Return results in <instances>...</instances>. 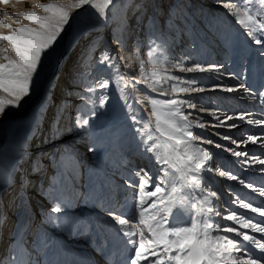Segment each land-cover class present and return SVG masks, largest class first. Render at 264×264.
Masks as SVG:
<instances>
[{
  "label": "snow or ice",
  "instance_id": "1",
  "mask_svg": "<svg viewBox=\"0 0 264 264\" xmlns=\"http://www.w3.org/2000/svg\"><path fill=\"white\" fill-rule=\"evenodd\" d=\"M218 3L228 9L229 14L236 18L252 44L260 46L259 54L264 57V0H256L255 4L253 0H218ZM84 5L95 8L100 18L105 20L108 19L106 10L109 9V6H116L115 0H76L75 3L70 0L68 5L54 2L41 4L38 7L43 9L46 15H38L35 11L22 14L32 23L37 24V28L21 26L16 28L12 34L0 35V42L8 41L15 53L14 58L9 57L6 55L7 49H0V52L5 53L3 56L5 63H0V92L5 94V96H0V115L4 114L8 108L21 107L20 101L31 95L34 91V76L38 78L44 61H47L52 52L55 51L59 38L65 31V25L71 27L69 8H81ZM143 7V5H139L138 9ZM157 15L154 12L148 18L153 28L156 27ZM76 19L78 16L73 18V23ZM136 22L137 24L142 23L143 15L138 16ZM120 29L121 33L129 30L126 17L122 19ZM113 41L117 44L122 43V35L114 33ZM95 43L93 41L87 45L84 52L81 53L80 66L82 68L87 60V55L94 52ZM147 58L153 67V71L145 73V60L140 59V75L143 77L142 82L145 83L146 89L155 92L157 96H171L172 93L204 90L195 86L197 77H190L185 80L173 76L169 74L168 67H176L181 72L189 73L218 71L215 66L204 68L198 62H194L192 67H184L183 60L179 64L170 65L166 59L162 60L161 55L151 48L147 53ZM97 62L109 67L112 66V58L108 55L107 50L101 53ZM158 64L166 66L157 69L156 65ZM110 79L112 86L116 88L120 99L124 102L128 119L137 132L138 147L145 154H152L154 164L158 165L156 172L141 168L133 173L137 179L133 180L131 185L133 187L131 214L126 205L111 203L107 209L113 225L118 226L115 230L125 238L124 244L128 250L126 259L120 264H142V262L145 264H264V219L254 223L253 220L256 219L254 216L247 215L245 212L238 214L236 210L230 211L227 215H222L221 211L217 210V205L213 204V198L217 197V193L207 191L202 187L203 174L213 171V160L206 150L194 146L193 141H199L202 134L194 133L192 128L203 129L205 124L198 116L189 120L192 113L189 112L185 115L182 111L184 107L195 109L196 105L190 102V98L176 99L173 97L161 100L146 95L142 101L137 97L136 103L147 102L151 106L152 116L155 117V126L146 134L144 128L149 127V125L135 129V125L141 123L143 117H137L136 110L129 102L130 93L126 91L127 85L120 86V81L125 78L120 76L118 79ZM76 80L84 82L80 89L82 94L77 97L84 104V110L77 114L75 126L87 129L90 127V120L96 117L97 111L103 109L108 103L110 83L109 79L91 77L90 73L86 75L83 71L74 73L72 83L75 84ZM169 81H173V83L169 85ZM140 82L136 81V83ZM166 85L168 86L166 87ZM239 87L250 98L264 101V91L256 90L259 91V95H257L251 86L245 82H241ZM74 90L75 87L73 90H66L65 96H71ZM233 90V88L227 89V91ZM98 91L100 92L99 96H97ZM67 103V100L62 101V104L57 106V110L53 113L52 137L61 131L60 121L64 112L63 105ZM215 118L220 126H224L226 120H246L249 124L264 126V117L249 119L245 112H241L236 117L226 116L221 119L220 116H216ZM238 126V124L233 123L228 127L236 128ZM221 139L229 140L231 145H236V147L232 148L215 143L210 139L204 142L214 144L216 148L230 152L235 157H244L242 162L246 165H264V159H261L260 156H249L247 151L238 150L240 142L237 139H233L227 134L222 135ZM258 139L255 135H249L242 142L246 146L247 142L256 144ZM261 144L264 145V140H261ZM63 155L75 163L73 151L67 150ZM32 170L33 172L39 171V164L35 161ZM260 170L264 171V168ZM6 172L7 169H0V199H2L4 189L11 186L4 178ZM219 175L230 180H237L240 184L245 183L243 179L232 175L231 170L219 171ZM23 184L24 178L22 177L21 185L23 186ZM149 187L151 190L146 192L145 189ZM246 187L264 197V187L255 188L251 184L246 185ZM146 197H154L155 199L147 203ZM89 202L90 197L85 200V204ZM146 203L147 206H145ZM233 203L238 204L242 209L250 210L251 213H257L260 217H264V203L253 207L252 203H246L239 197ZM71 206L70 201L59 197L57 202L53 203L51 212L48 214L49 222L62 231L78 228L81 232L87 233L89 230L87 220L81 218L74 221L68 215L66 209ZM149 209L152 211L150 212ZM184 216L188 217L187 221H178V217ZM216 217H219L220 220L232 221L233 224L231 226L222 225L219 220L215 219ZM8 219L6 214L0 213V227L6 226ZM133 221L135 223H130ZM139 225H143L144 228H139ZM28 227L26 222L18 223L15 226L16 234L20 235L22 232H26ZM145 229L148 236H145ZM243 229H250L253 234H249ZM221 232L234 233L235 235L229 237L220 235ZM255 233L261 235L258 237ZM37 243L42 248L48 247L46 237L38 235ZM97 250L105 255L109 254L103 243ZM7 260L8 264H39V260H26L19 252L8 257ZM0 264H5L4 258H0Z\"/></svg>",
  "mask_w": 264,
  "mask_h": 264
},
{
  "label": "bare ground",
  "instance_id": "2",
  "mask_svg": "<svg viewBox=\"0 0 264 264\" xmlns=\"http://www.w3.org/2000/svg\"><path fill=\"white\" fill-rule=\"evenodd\" d=\"M23 1L26 2L27 4H31L32 2H34V0H23ZM58 1L60 2L61 5L70 2V0H58ZM165 1L166 0H155V1L153 0L150 6L148 7L145 6V7L146 8L152 7V10H153L152 13L154 12L156 13V11H158L157 19H159L160 17H162L161 10L165 8L164 7ZM71 2L75 3L76 0H71ZM188 3H185L182 1L181 3L175 4V5L180 13V21L182 20L181 22L183 23V20H184L185 22L184 27L186 28L188 35L189 36L199 35L198 42H199V46L200 45L201 46L196 48V55L197 53H201L204 46L208 48L206 44L214 48L218 43H220L221 45H224L226 43V38L228 37L229 39L230 35H232V38L235 37L236 35L235 31L231 32L230 30H227L226 32L221 33L225 25L224 16L228 14L230 19L234 18L233 19L234 21H236V18L233 15L229 14L228 9L220 6V4L218 3V0L211 1V3L204 2L203 4L206 8L205 11H201L199 9V6H197V4L194 8L193 0H188ZM192 5L193 7L190 8ZM145 7L143 9H146ZM73 10H71L72 12L69 17V23L71 27L67 25L65 31L61 34V38H59V43H58V46H56L55 51L52 52L50 58L47 61H44V65H48V70H46L47 73L39 74L38 78L36 77L34 79V86H33L34 91H32L33 94L31 96H27L23 98V102L26 105L23 107V109H20L18 112L7 113L0 118V135H1L0 151L4 150L8 144V139L10 137L9 130L12 124L17 123V122H22L24 118H27V116L30 114L33 108L37 107L39 103L43 101L44 92L47 89L51 92L53 91V87H51V83L53 82L55 83L57 78L63 76V74L67 76L66 78L63 77V79L60 82V85H58V88H57L58 91L54 92L53 100L49 102V103L54 102V104H52L50 108L56 107V109L48 113L47 120L53 117V113L57 110V106H60L62 104V101L64 100L71 101L72 97L75 96L74 93H72L71 96H65L66 90H72V88H74V85L76 84H77V86H75L76 90L74 91H77L79 86H80L79 88H81L80 80H76L75 84L72 83L74 73H78L79 71L80 72L84 71V68L79 69L80 62L82 59L81 58L82 51H80V53H78L76 56H73L72 58H68L69 54L70 56H72L73 54L72 53L73 45L81 42L83 36L85 35L87 36V34H89L90 32H92V34L90 37L88 36L89 37L88 40L91 41L94 37L97 36V34L100 33V31H98L100 29H97L99 25L102 26L100 27L103 30L107 31V32L105 31L106 38H107V35L110 33L109 28L107 27V22H101L99 18L96 16L95 8H92L90 5H84L81 8H75ZM201 13L203 14V18L199 19V16ZM77 16H78V19H76L75 22L73 23V18ZM171 18L172 17H169V19ZM17 19H14V20H17ZM173 20L174 19H172V21ZM174 21L172 23H174ZM174 25L175 26L173 27L171 33L169 34L170 35L169 40L172 41L171 40L173 38L172 35H174L176 36V39H177L176 42L179 43L180 42L179 34H182V31L178 30V27H177L178 22H176ZM139 27L140 26L134 27V32ZM132 29H133V25L131 27V30ZM1 31H3V29L0 26V33ZM94 32H97V33H94ZM105 32H103V34H105ZM223 34H225V36ZM102 38L103 36L100 39H98V41L101 40ZM244 39H247V35L244 38L242 36L241 38L242 44H245L246 42V40ZM184 42H187V39H185ZM88 43L89 41L87 42V44ZM109 44L111 46V50L115 52L116 51L115 46L117 43H114L113 40H110ZM85 48L86 46L83 47V52ZM123 52H124V55H118L117 53V56L120 57V60L122 62L124 59L123 56H125L127 59H132V55L128 54L125 51ZM244 53L247 54L250 60L249 63L245 64V68H246L245 70H248L250 66L253 67V65H251V58L253 61H254V58H256L255 64L258 65L260 63L259 53H254L252 49H250L248 53L244 50ZM196 55L194 53V62L200 63V65L204 68L213 67V66L206 67V65L208 64L207 61L211 62L210 60L213 61V58L211 59V57H208L207 59H204L205 58L204 56L203 61H206V62L203 63L202 61L199 60V57H197ZM216 55L217 57L219 56L217 53ZM191 57H192V54L191 56H189V59L185 61L187 62L185 64V67L187 66L191 67L189 66V63H188L190 62V60H192ZM222 58L223 57L214 59L215 65H216L215 67L218 68V63L221 62V64L226 65L225 68L228 70L229 73H232L235 69L239 70L241 67L240 63L241 62L243 63V61L238 60L239 61L238 63L234 62L233 64L228 66L225 59H222ZM234 58H236V56ZM65 62L66 63L68 62V63L66 64ZM254 68H256V66H254ZM67 69H70L68 72V75L66 73ZM169 72H172L177 77H179L178 75L186 73L188 77L183 76V79L185 80H187L191 76H194L193 75L194 72L192 73L181 72L179 68L170 69ZM205 72H211V71H205ZM88 73L91 74V77L99 78L100 76L97 69L94 71L88 70V72H86L85 74L87 75ZM198 73H200V75L205 74L203 72H198ZM260 73H262L261 76H260ZM219 76L220 77H218V79L224 78L223 73L221 72ZM247 78H250L251 80L250 81L251 83H247V85L251 86V88H253L254 85H255L254 88L258 86L263 87L264 69L262 68L261 72L259 70L257 72L254 71V73L251 71L247 75ZM207 81L205 80V78L201 79V76H200V78L196 80L195 86L201 88V84L206 85ZM216 82L219 83V80H216ZM226 84L229 85L233 83L232 81H230ZM228 85H227V89L230 88V86ZM225 89H226V86H225ZM204 90H207L208 93H211V90H209L207 87ZM197 92L201 93V91H197ZM197 92H181V93L179 92L178 94L186 95V97L190 95V97L192 98V96L195 97V95L193 94H196ZM230 97L235 98V95H231ZM131 98H132V104L138 105L139 110H141V113H142V116H140L138 113L137 117L138 118L143 117L142 122L135 125V129H141L144 127V125H149V127L144 128V131L147 134V132L155 126V117L152 116V110L145 102L141 104H137L136 103L137 97L135 93L133 94V96H131ZM195 99L196 98H193V101L197 102V100ZM198 101L201 102V99ZM252 101L255 104L259 102L260 105H262L263 107L262 110H264V101H261L259 99H253ZM55 102L57 103L61 102V103L55 104ZM76 102H81V101L76 99ZM202 102L204 103L200 105V107L201 108L204 107L206 109L205 105L207 104V102L206 101H202ZM66 105H63L64 112H63V117L60 121L61 131L55 137H52L51 134H45L44 139H42L41 142L36 146L37 148L35 151L37 152V154L35 156L36 158L34 161L39 164V168L41 164H44V168L40 172V176L37 177L36 175L38 171L33 172L32 170L29 173L28 177L24 175H22L21 177L19 176L18 178L15 177L13 179V185L7 188V191L4 189V192L2 194L3 196H5V201L3 203L4 204L6 203V205L2 206L0 202L1 204L0 211L6 208L7 210L6 215L9 218L10 211H13V209L16 208V210H14L13 212V217L8 219L7 225L2 226V228L0 229V234H5L4 240L0 238V241H1L0 248L2 249V252L0 253V258L5 259V264H8L7 258L13 255H16L17 252H19L20 254H22L23 252H28L29 259L32 261L39 260V264H112L111 260L106 261L105 259L106 257H111V256L105 255L101 253V251L97 250L101 243H103L105 250L108 247L115 246L116 250L118 251L115 254L120 255V252H121L125 255V258L123 260H125L126 256L128 255V250L126 248V245L124 244L125 238L123 237L122 234L118 233L115 230V228L118 226L113 225L112 219L108 215L107 209L109 208L111 203L117 204L118 201L119 203H121L122 202L121 200H126V202H124L123 205L127 206L129 213L131 214L132 208H133V204H132L133 187L131 185H132V181L137 179L133 175V173L141 168L145 169L146 171L148 169H151L152 172H156L158 169V165L154 164V161L152 159V154H145L138 147L139 137L137 136V132L134 130L133 126L130 128V133L126 134L121 139V141H116V140L111 139L108 136V132L106 131V125L103 123V117L100 116L99 114H96V117L90 120L89 128L87 129L77 128L75 126L76 118L74 120H71L72 119L71 114L73 111L69 110V107H66ZM73 106H74L73 108H75V104ZM234 107H235L234 104H231V101H230L228 105L229 114H231L233 111L236 110L234 109ZM236 107L238 108V106ZM208 110L209 109H207L206 111L204 110L205 111L204 114H208L210 115V117H206L204 121L205 117L203 116L204 114L202 113L201 114L202 118H200L201 121L203 120L202 122H204L205 127L210 128V131H207L206 136L211 134L212 136H215L216 143L229 146V145H226V142H230L229 140L224 141L223 139H221V136L224 134L223 132H227L228 130L227 127L225 128L224 126H222L216 129L217 120L215 118V114L217 112L214 113L213 110H209V111ZM204 111H201V112H204ZM78 113H81V112L78 111ZM78 113H76L75 115L77 116ZM228 116H232V114ZM122 121L123 120H121V122ZM210 122H213V123L209 124ZM225 122H227V120ZM230 123H232V121ZM46 128L47 126L45 125L43 128H41V132L44 131ZM211 130H213L214 132H212ZM216 130H218V132L215 134ZM120 131H122V128L119 130V132ZM119 132H118V136L121 137V135H119ZM234 132H235L236 138L240 141L241 137L239 136L242 135V132H239L237 130H235ZM217 134H220V135H217ZM94 136H98L99 138L103 139L104 147L108 149L109 153H113L112 154L113 156L110 157L109 160L103 161L104 165L106 166V169L109 171V174L113 175L112 176L113 183H109V185H106V188L108 190L102 191V192H99L93 188L90 189L89 187L85 188L84 191L86 192V194H85L83 201L81 203H78L79 202L78 201L77 203H74V204L72 203V199H74V197L76 196L77 192L79 191V188L77 189L76 186H73V185H69V188H68V185H66V188L62 187L61 190H59V195L55 196V198L63 197L64 199L70 201L72 206L69 209H66V211L68 212V215H70V217L73 218L74 221L79 220L78 219L79 217L80 219L83 218L87 220L89 223V230L87 233L81 232L78 228H73L70 231H67V230L62 231L54 227L53 224L50 223L48 220V214L49 212H51V209L53 207V201L49 200V197H48L49 192L47 193V190L49 189V187L52 188V190H58L59 187H58L57 179L55 177L49 181H46V179L51 174H53V172H56V170L54 167L55 158L54 157H51V159L45 158V156H47L45 154L51 148H55L58 151L57 147L61 146L59 144L65 143L66 141L65 147L62 146L63 148H61V150H64V148H67L68 147L67 144L70 145V147L72 148V151L74 152V158L76 155L79 157L80 161L85 162V164H87L86 170L90 172V170L92 169L93 160H95L97 156L101 157L102 150H103L102 146L97 148V147H93L92 144L89 145V142L92 140ZM205 138L203 140H205ZM133 140H136V142H134ZM203 140L193 141V144L196 148L204 149L211 155V152L213 151L212 147H215L214 144L213 146L210 145L211 150H209L210 147L206 144V142H203ZM91 143L93 142L91 141ZM90 148L92 150H89ZM125 149L127 150L125 151ZM218 149L220 150V154H219L221 156V158L219 159L220 161L217 159L214 160L212 158L213 171L211 173L205 172L203 174L202 187H204L207 191H215L217 193V197L213 198V204L217 205V210L221 211L222 215H227L232 210H236L237 213L239 214L240 212H243V211H240L238 208V205L233 203V201L237 197L243 199L241 194L238 195L239 187L236 185L238 184L236 183L237 180H233L234 182L232 184L230 183L232 180L228 179L225 176L219 175V171L229 170L228 165L231 162V156H230L231 153L226 152L223 149L216 148V147L214 151ZM39 155H41L42 157H40ZM57 156H58V153H57ZM88 165H90V167H88ZM32 168H33V165H32ZM0 169H5V168H0ZM234 172L235 171L233 170V173L231 174L237 176V174H235ZM72 173H73V170H72ZM22 177L24 178L23 186L21 185ZM238 177L240 179H243L247 183V179H245V177L244 178L243 177L241 178L240 176ZM4 178L7 180L8 172L5 173ZM37 178L40 180V182L41 181L43 182V185L42 183H40L38 186L34 185L33 183L34 179H37ZM153 180H155V177H153ZM261 180L264 181V178H261ZM71 182H73V179H71ZM244 184H242L241 187H246V184L245 185ZM150 190H151L150 187L145 189L146 192ZM16 191H18L17 201L16 202L14 201V205L12 207H9V203H10L9 197H12L14 193H16ZM20 192L27 193L28 195L27 202L30 206H32L33 208L32 212L31 210L27 209L26 206L21 205L19 201ZM165 192H167V189H165ZM197 195H200V193H197ZM89 197H90V202L85 204V200L88 199ZM152 198L155 199L154 197ZM150 199L151 198L146 197L147 203H150ZM222 200H224L225 203L224 202L222 203ZM217 201H218V204H217ZM147 203L145 204V206H147ZM249 203H252L251 200L249 201ZM149 211L151 212L152 210L149 209ZM173 212H175V209H173ZM245 212L247 213V211ZM137 215H138V210H137ZM209 215L211 216L212 214H209ZM247 215L249 214L247 213ZM23 217H25L26 219L25 221H27V225L29 226L27 231L22 232L20 235H17L16 231L15 233L14 232L9 233V227L18 223L17 221ZM262 218L264 219V217ZM35 219L42 220L40 224L41 231L37 232L36 236H34L33 242L29 243V238L31 234L33 233L32 229L35 226ZM177 219L178 221L185 222L187 221L188 217L187 216L178 217ZM215 219L219 220L222 225L231 226L233 224L232 221L220 220L219 217H216ZM259 219L261 218H258L255 221H258ZM130 223H135V222L133 221ZM138 227L144 228L143 225H139ZM245 230L247 229H243V231ZM213 234L215 235V233ZM219 234L227 235L229 237L235 235L234 233H223V232ZM38 235L41 237L47 238V244H48L47 248H42V246L37 243ZM145 236H148L146 229H145ZM26 243H29L28 247L25 246ZM14 244H20L19 245L20 248L12 247ZM111 250H114V249L112 248ZM123 260H121L120 258V261L118 264H120V262H122ZM142 264H145V262H142Z\"/></svg>",
  "mask_w": 264,
  "mask_h": 264
},
{
  "label": "rangeland",
  "instance_id": "3",
  "mask_svg": "<svg viewBox=\"0 0 264 264\" xmlns=\"http://www.w3.org/2000/svg\"><path fill=\"white\" fill-rule=\"evenodd\" d=\"M152 1L153 0H115L116 6L115 7L109 6V9L106 10L107 15H108L107 20L100 18L97 10H95V14L99 18V20L101 22H107V27L109 28L110 33L107 35V38H106V32L107 31L103 30L101 28L102 26L99 25L97 27V29H100V30H98V31H100V33L97 34L96 37H94L91 41L88 40L89 37L91 36L92 32L87 34V36L86 35L83 36L81 42L73 45L72 56H70V54L68 55L69 56L68 58H72L73 56H76L78 53H80V51L83 52L84 46L89 45L93 41L96 42L94 52L88 54L87 60L84 62V67H83L84 71L83 72L86 73V72H88V70L94 71L97 69V71L99 72V75L101 77H103L105 79H109V83H110V87L108 89L109 101L103 109H99L97 111V114H99L100 116L103 117V123L106 125V131L108 132V136L111 139L116 140V141H121V139L126 134L130 133V128L133 126V124H131L132 122L128 119V114L124 108V102L120 99L119 93L116 90V88L112 86V80L110 78H117L118 79L120 76H123L125 78L124 80L120 81V86L123 87V86L127 85L126 91H128L130 93L128 99H129V102L131 104H132L131 96H133L134 93H135L136 97H138L142 101L144 100V97L146 95L154 96V97L161 99V100L169 99V98H173V97L176 99H189V97H190V95L186 97V95L178 94L179 92L178 93H172L171 96H168V95L157 96V94L155 92H152L151 90L146 89L145 83L142 82L143 77H141L140 69H139L140 59L145 60V65H144L145 73H150L151 71H153V67L148 62V58H147V53H148L150 48L153 49L155 52L159 53L161 55V59L162 60L166 59L168 64H170V65L171 64H179L181 62V60H183L184 61L183 66L184 67H185V64L187 63L185 61L187 59H189V56H191V54H192V57H191L192 60H190V62H188L189 66L192 67V66H194V53L196 55V48L201 46V45L199 46V42H198V36L199 35H197V36H189L188 35L187 30L184 27L185 22H184V20H183V23L181 22L182 20L180 21V13H179L178 9H176L175 3L172 4V2H173L172 0H166L164 2L165 8L163 10H161L162 11V17L157 19L156 27L153 28V25L149 22V19H148L149 16H151L153 14L152 13V11H153L152 7L146 8V7L150 6ZM211 1H214V0H209V1L198 0L199 4H201L202 6H200L198 4H197V6H199V9L201 11H205L206 8H205L203 3L204 2L205 3L206 2L211 3ZM253 1L255 4L256 0H253ZM53 2L60 4V2L58 0H38V2H37V0H34V2H32L31 4H27L23 0H7V2H5V0H0V26L3 29V31H1V33H0V35L12 34V32L16 28H19L21 26L37 28L38 27L37 24L32 23L29 19L23 17L22 14L26 13V12H30V11H35L38 15H46V13H44L43 9L38 7V5L48 4V3H53ZM181 2L182 1L178 2L177 4H179ZM68 4H69V2L65 3L63 5H68ZM139 5H143L144 7L146 6L145 7L146 9H143L144 7L141 9H138ZM195 6H194V8H195ZM192 7H193V5L190 8H192ZM73 9H75V8H69V17H70V14L72 12L71 10H73ZM157 12L158 11H156V13ZM170 12H172V15H171L172 18L171 19H169V17L167 16L168 14H170ZM5 13H7V15H5ZM178 14H179V16H178ZM141 15H143V22L137 24L136 18L138 16H141ZM12 16H13V18H12ZM14 16H16V17H14ZM125 17L127 18L129 30L121 33L120 25H121L122 19ZM200 18L201 19L203 18L202 13L199 16V19ZM14 19H17V20H14ZM172 19L175 20V21L173 20L174 23H172L173 22ZM224 19H225L224 20L225 25H224V28H223L221 33H224L227 30H230L231 32L235 31V33H236L235 37L232 38V35H230L229 39H228V37L226 38V43L224 45H221L220 43H218L214 48H212L211 46H208L206 44V46L208 48H206L204 46L201 53H197L196 56L199 57V60L202 61L203 63L206 62V61H203L204 59H207L208 57H211V59L213 58V61L210 60V58H209V60L211 62L207 61L208 64L206 65V67L216 66L214 59L215 58H221V57H223L222 59H225L228 66L233 64L234 62L238 63L239 62L238 60L243 61V63L242 62L240 63L241 67L239 70L235 69L232 73H229L228 70L225 68L226 65L221 64V62L218 63V71L213 70L211 72H203V73H205V74H202L204 76L200 75V73H198V72H194V74H193L194 76H191V77H197L199 79L201 76V79L205 78L206 81L208 79L206 85L201 84V88L205 89L207 87L209 90H211V93H208L207 90H203V91H201V93L197 92L196 94H193V95H195V97L194 96H192V98L190 97V102L195 104L196 108L195 109H190L187 107L182 108V111L185 113V115H187L189 112L192 113V115L189 116V120H192L193 117H196V116H198L199 118H202L201 114L202 113L204 114L207 109L213 110L214 113L217 112L215 114V117L220 116L221 119H224L226 116L231 115V114L233 117H236L239 114H241V112L247 113L249 119H261L262 117H264V112H263L264 110H262V108H263L262 105H260L259 102H258L259 104L258 103L255 104L252 101L253 99L250 98L249 95L247 93H245L242 88L239 87L241 82H245L246 84L251 83L250 78H247V75L251 71L254 73V71L257 72L259 70L261 72L262 68L264 69V57H262L259 54L260 63L258 65L255 64L256 58H254V61L251 58V65H253V67L250 66L248 70H245L246 69L245 64L249 63L250 60H249L247 54L244 53V50L248 53V51L250 49H252V51L254 53H259L260 46L252 44V42L250 41L248 36H247V39H244V40H246L245 44H242L241 38H242V36H243V38L246 36L245 31L242 28V26L240 24H238L237 20L234 21L233 20L234 18L230 19L228 14H226L224 16ZM176 22H178V26H177L178 30L182 31V34H179V39H180L179 41L181 42V44H180V42L179 43L176 42L177 39H176V36H174V35H172L173 36V38L171 39L172 41L169 40V37H170L169 34L171 33L173 27L175 26L174 24ZM9 25H10V27H9ZM132 25H133V29L131 30ZM136 26H140V27L134 32V27H136ZM66 27H67V25H65V29H66ZM200 29H201V27H200ZM103 32H105V34H103ZM94 33H97V32H94ZM114 33L122 35V43L116 44V46H115L116 51L115 52H113L111 50V46L109 44V41L113 40ZM225 34H223V35L225 36ZM100 36L101 37L103 36V38L98 41V39L101 38ZM185 39H187V42H184ZM88 41H89V43L87 44ZM162 42H163V45H162ZM174 43H175V45H174ZM186 48H187V50H186ZM0 49H7L6 55H8L9 57H13V58L15 57V53L12 50V46L8 41L0 42ZM105 50H107L108 55L112 58V66L111 67H109L107 65L99 64L97 62L99 60L101 53H103ZM216 50H217V52H216ZM123 51L132 55V59H127L125 56H123L124 59L122 62L120 60V57L117 56V53H118V55H124ZM112 52H113V54H112ZM216 53L219 55L218 57H217ZM4 55H5L4 52H0V63H5V60L3 59ZM204 56H205V58L203 59ZM235 56H236V58H234ZM222 62H223V60H222ZM164 66H166V65L158 64V65H156V68L160 69ZM254 66H256V68H254ZM80 68L82 69L81 66H79V69ZM173 68L177 69L176 67H168V72L170 71V69H173ZM46 70H48V65H44L42 70L39 71V74L47 73ZM69 70L70 69H67V72H66L67 75H68ZM44 71H46V72H44ZM220 72L223 73L224 78L218 79V77H220L219 76ZM169 74L175 76L172 72H169ZM261 75H262V73H260V76ZM178 76L182 77V78H183V76L188 77V75H186V73H183V74L178 75ZM63 77L66 78L67 76L63 74V76L56 79L55 83L54 82L51 83V87H53V91L51 92L47 89L43 94V101H41L37 107L33 108V110L30 112V114L27 116V118H24V120H22V122L13 123L10 130H9V136L10 137L8 139V144L4 150L0 151V168L7 169V172H8L7 182L11 186L13 185V179L15 177L18 178L19 176L21 177L22 175L28 177L29 173L32 171V165H33L32 163L34 162V160L36 158L35 157L37 154V152L35 151L37 148L36 146L41 142L42 139H44L45 134H51L52 118H49V120H47V118H48V113L54 111L56 109V107L50 108V106H52V104H54V102H52V103H49V102L51 100H53L54 92L58 91L57 90L58 85H60V82L63 79ZM35 78L36 77L34 76V79ZM216 80H219V83H217ZM136 81H141V82L136 83ZM230 81H232L233 84H229V85L226 84ZM83 83L84 82L80 80L81 88L83 87ZM171 83H173V81L168 82L169 85ZM223 83H225L226 85ZM227 85L230 86V88H233L234 90L228 92L227 91ZM75 86H77V84L74 85V87ZM167 86L168 85H166V87ZM225 86H226V89H225ZM79 87H78L77 91L73 92L75 94V96L72 97L71 101H68V103L66 105V107H69V110L73 111L71 114L72 117L76 113H78V111H80L82 113L84 110V104L82 102H76L77 97L82 94L80 91L81 88H79ZM254 87H255V85L253 86L252 89L254 92H256V94H259V91H264V85H263V87L262 86L256 87L257 89ZM73 89L74 88H72V90ZM256 90H259V91H256ZM158 91H159V89H158ZM32 94H33V92L31 93V95ZM99 95H100V92L98 91L97 96H99ZM231 95H235V98H231L230 97ZM0 96H5V94L3 92H0ZM193 98H196L195 100H197V102L193 101ZM200 99H201V102L198 101ZM202 101L207 102V104L205 105L206 109L204 107L203 108L200 107V105H202L204 103ZM228 101L229 102L231 101V104H234V106H235L234 109H236L231 114H229V112H228L229 111V109H228L229 102ZM57 102H55V104L61 103V102H59V103H57ZM145 103H147V102H145ZM20 104H21V107H19V108H8V109H6L5 113L0 115V118L7 113L18 112L20 109H23V107L26 105L23 102V99L20 101ZM74 104H75V108H73ZM236 106H238V108ZM132 107L135 108L136 115L139 113V115L142 116L141 110H139L138 105L132 104ZM149 107L151 108V106H149ZM201 109H203V111L204 110L205 111L201 112ZM203 116L205 117L204 121H205L206 117H210V115H208V114H204ZM125 119H126V121H125ZM121 120H123L122 121L123 123L121 122ZM231 121H232V123H230ZM211 123H213V122H210L209 124H211ZM233 123H236L239 126L236 128L228 127L229 125H231ZM45 125L47 126V128L41 132V128H43ZM216 125H217L216 129H218L219 127H222L219 125L218 121H216ZM224 127L225 128L227 127V129L228 130L230 129V130L229 131L227 130V132H223V133L230 135L233 139H237L235 132H234L235 130L242 132V135L239 136V137H241L240 141L237 139L240 142V148L238 150L247 151L249 156L256 155V156H260L261 159H264V145L261 144V140H264V126L256 125L254 123L249 124L246 122V120L245 121L227 120V122H225ZM121 128H122V131L119 132V130ZM192 131L194 133H201L202 134L200 141H202L206 137L205 140H203V142L210 139V140H214L216 143L215 136H212L211 134L206 136L207 131H210V128L204 127L203 129H201L199 127H193ZM211 131L214 132L213 130H211ZM118 132H119V135H121V137L118 136ZM217 132H218V130L215 131V134ZM249 135H255L259 139H258L256 144H252L251 142H247V145L245 146V144L242 141H245L247 136H249ZM91 141L93 143H91ZM91 141L89 142V145L92 144L93 147H97V148L102 146L103 150H102V156L101 157L97 156L96 159L93 160V165H92V169L90 170V172H88V170H86L87 164H85V162L80 161L78 156L75 155V158H74L75 163H73V161L69 160L68 158H66L63 155L67 150L72 151V148L68 144H67V146H68L67 148H64V150H61V148L65 147L66 141H65V143L59 144L61 146L57 147L58 151L55 148H51L50 150H48L46 152L45 155H47V156L44 155L45 158H48V159H51V157L55 158L54 167H55L56 172H53V174H51L46 179V181H49L55 177L57 179V182H58V187H59L58 190H52V188H50V187L47 190V193L49 192V195H48L49 200L53 201V203L57 202L58 198H55V196L59 195V190H61L62 187L66 188V185H68V188H69V185L76 186L77 189L79 188V191L77 192L76 196L74 197V199H72V203L74 204V203H77L78 201H79L78 203H81L83 201L85 194H86V192L84 191L85 188L89 187L90 189L93 188L99 192H102V191L108 190L106 188V185H109V183H113V177H112L113 175L109 174V171L106 169V166L104 165V162H103V161L109 160L110 157L113 156L112 155L113 153H109L108 149H106L104 147L103 139L99 138L98 136H94ZM133 141L136 142V140H133ZM224 141H226V140H224ZM0 142H1V135H0ZM206 144L209 147H210V145L213 146V144H208V143H206ZM226 145L232 146V148L236 147V145H231L230 142H226ZM212 148H213V151L211 152L212 158L214 160H216V159L219 160L221 158V156L219 155L220 150L218 149V150L214 151L215 147H212ZM132 149H134V148H132ZM126 150L127 149H125V151ZM209 150H211V147L209 148ZM134 152H136V151H134ZM57 153H58V156H57ZM217 155H218V157H217ZM39 156L42 157L41 155H39ZM230 156H231V162L229 163L228 166H231L233 168L232 170L230 169L232 171V173H233V170L235 171L238 168V170H236L234 173L237 174V176H240L241 178L245 177L247 179V183L245 182L246 185L251 184L255 188L263 187L262 182L264 184V181H260V180H261V178H264V171H261L260 169L264 168V165H259V164L246 165L242 162L245 159L244 157H235L231 154H230ZM56 158H58V159H56ZM61 161H62V163H61ZM88 167H90V165H88ZM43 168H44V164H41L39 171L36 174L37 177L40 176V172L42 171ZM72 170H73V173H72ZM71 179H73V182H71ZM38 180H39L38 178L34 179L33 183L35 186L39 185ZM249 181H250V183H248ZM255 182L257 184H255ZM237 185L239 187L238 195L241 194L243 197V200L245 202L250 201V199L253 200L255 197L256 200L262 198L263 200H260V204L264 203V197H261L257 192L252 191V189L248 188V187H241L242 184L241 185L237 184ZM9 187H7V188H9ZM7 188L5 189L6 191H7ZM17 192L18 191H16V193H14V195L12 197H9V201H10L9 207H12L14 205V201L15 202L17 201V198H18ZM250 192H252V195L247 200H245L246 196L249 195ZM251 197H253V198H251ZM151 200H153V198L150 199V202H151ZM4 201H5V196L2 195V199H0L2 206L6 205V203L5 204L3 203ZM121 201H122L121 203L117 202V205H123V203L126 202V200H121ZM219 203H220V201H219ZM217 204H218V201H217ZM2 206H1V208H2ZM253 207H254V205H253ZM238 208L240 211L245 210V209H242L239 205H238ZM14 210L15 209H13V211H10L9 218L13 217ZM29 210H31V212H32V210H33L32 206H30ZM0 213L7 214L6 208L2 209L0 211ZM247 213L250 214V216H255V213H251L250 210H247ZM258 218H261V217H258ZM78 219H80V218L78 217ZM261 219H263V218H261ZM255 220L253 221L254 223L256 222ZM41 221L42 220H40V219L39 220L35 219V226L33 225L34 226V228L32 229L33 233L31 234V236L29 238V243L30 242L32 243L34 240V236H36V233L41 231V228H40ZM16 224L9 227V233H12V232L15 233ZM1 228L2 227H0V229ZM247 230H248L249 234H253V233H251L250 229H247ZM255 235L259 237L261 234L255 233ZM0 237H2V239L4 240L5 234H0ZM29 243H26L25 246L28 247ZM19 245L20 244H14L12 247H15V248L19 247L20 248ZM21 255L23 256L24 259H26V260L29 259L28 252H23ZM109 256H111V255H109Z\"/></svg>",
  "mask_w": 264,
  "mask_h": 264
}]
</instances>
